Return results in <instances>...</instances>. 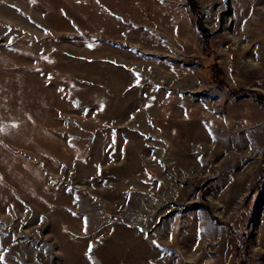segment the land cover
<instances>
[{"label":"rangeland","instance_id":"1","mask_svg":"<svg viewBox=\"0 0 264 264\" xmlns=\"http://www.w3.org/2000/svg\"><path fill=\"white\" fill-rule=\"evenodd\" d=\"M193 1L0 0V264H264V1Z\"/></svg>","mask_w":264,"mask_h":264},{"label":"trees","instance_id":"2","mask_svg":"<svg viewBox=\"0 0 264 264\" xmlns=\"http://www.w3.org/2000/svg\"><path fill=\"white\" fill-rule=\"evenodd\" d=\"M186 2H187L186 4H187L188 11L190 12V14L195 16L196 25H197L199 34L201 35V38L204 41V51H206L208 54H211L210 47H209L210 35H209L208 31L202 26L201 18H200L201 14L199 12V9L198 8L196 9L195 2L193 0H186ZM214 68H217V66L215 65ZM232 92L235 96H239V94H240V91H238V90H232ZM244 95H246L245 97H250L251 99L257 101L259 104L264 106V97L262 95L254 93V92L253 93L248 92V93H245ZM263 173H264V163L262 166V173L261 174H263ZM243 242H244V246L239 248L238 257H239L242 264H246L245 263V261H246V259H245V257H246V246H247V245H245L246 238H243Z\"/></svg>","mask_w":264,"mask_h":264},{"label":"snow or ice","instance_id":"3","mask_svg":"<svg viewBox=\"0 0 264 264\" xmlns=\"http://www.w3.org/2000/svg\"><path fill=\"white\" fill-rule=\"evenodd\" d=\"M98 2H99V0H98ZM85 230H86V229H85ZM141 231H143V230L141 229ZM153 243H155V242H153ZM91 251H92V246L89 245V246H88V252L91 253ZM89 258L91 259V257H89ZM2 260H3V256L0 255V261H2Z\"/></svg>","mask_w":264,"mask_h":264},{"label":"bare ground","instance_id":"4","mask_svg":"<svg viewBox=\"0 0 264 264\" xmlns=\"http://www.w3.org/2000/svg\"><path fill=\"white\" fill-rule=\"evenodd\" d=\"M254 1V2H253ZM264 0H252L253 3H256V2H262Z\"/></svg>","mask_w":264,"mask_h":264}]
</instances>
